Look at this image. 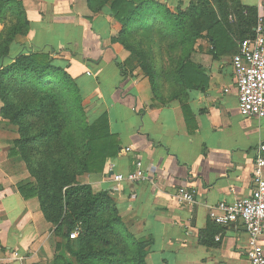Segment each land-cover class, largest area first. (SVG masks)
Instances as JSON below:
<instances>
[{
    "label": "crops",
    "instance_id": "1",
    "mask_svg": "<svg viewBox=\"0 0 264 264\" xmlns=\"http://www.w3.org/2000/svg\"><path fill=\"white\" fill-rule=\"evenodd\" d=\"M21 1L30 31L16 38L10 52L34 47L57 53L54 57L81 87L91 118L108 114L122 152L108 159L102 173L77 179L96 193L109 190L129 230L153 238L147 263L250 264L247 227L220 225L210 216L219 202L251 195L257 148L264 143V117H246L239 109L233 65L239 39L231 35L219 49L201 39L192 57L200 70L195 87L161 105L140 70L128 78L121 72L119 63L130 54L113 41L121 25L112 1L96 11L89 0ZM241 2L257 8L264 21V0ZM2 106L0 99V112ZM16 137L0 115V264H55L57 255L69 256L67 241L55 236L39 199L19 192L33 178L22 158L12 154ZM138 160L145 180L114 179L134 171ZM181 187L193 191L196 202L180 203ZM261 244L264 248V236Z\"/></svg>",
    "mask_w": 264,
    "mask_h": 264
},
{
    "label": "trees",
    "instance_id": "2",
    "mask_svg": "<svg viewBox=\"0 0 264 264\" xmlns=\"http://www.w3.org/2000/svg\"><path fill=\"white\" fill-rule=\"evenodd\" d=\"M94 1L101 6L95 8ZM109 1L121 25L113 41L130 53L119 63L123 76L141 68L161 105L182 99L195 87L200 70L192 57L201 39L214 49L226 47L231 35L243 42L254 36L259 20L258 9L241 0H89V6L100 10ZM7 19L13 20L10 26ZM0 21L5 24L0 34V115L17 133L12 154L22 158L33 178L19 192L25 199H39L55 236L67 241L69 256L57 255L55 264H148L153 238L129 230L109 190L96 193L77 179L102 173L108 159L122 152L108 114L91 118L81 87L54 57L57 53L31 47L12 55V43L30 31L21 0H0ZM143 35L151 36L150 48ZM154 46L162 54L181 50L170 75V93L161 92L158 73L168 75L163 68L157 71L160 59ZM78 228V237L71 239Z\"/></svg>",
    "mask_w": 264,
    "mask_h": 264
},
{
    "label": "built area",
    "instance_id": "3",
    "mask_svg": "<svg viewBox=\"0 0 264 264\" xmlns=\"http://www.w3.org/2000/svg\"><path fill=\"white\" fill-rule=\"evenodd\" d=\"M236 72V84L239 97V109L246 117H264V21L259 18L255 34L241 42L237 54L233 57ZM226 91H229L228 89ZM127 148V151H130ZM141 161L136 169L127 174H116L118 182H138L146 178ZM253 192L250 196L232 202L221 201L211 208V218L220 225L242 222L249 232L250 264H264V248L261 238L264 236V143L257 148V157L253 170ZM183 204L196 202L195 193L181 187L176 195ZM80 229H76L71 239H76ZM220 239L219 237L217 238Z\"/></svg>",
    "mask_w": 264,
    "mask_h": 264
},
{
    "label": "rangeland",
    "instance_id": "4",
    "mask_svg": "<svg viewBox=\"0 0 264 264\" xmlns=\"http://www.w3.org/2000/svg\"><path fill=\"white\" fill-rule=\"evenodd\" d=\"M7 20H8L7 23L10 26L11 23H13V20H11V19L10 20L7 19ZM8 25H7V27H8ZM1 26L3 28H1ZM4 29H5V24L2 21H0V34L3 32ZM143 40H144V44H145L146 48H150L152 46L151 45V36L150 35L149 36L148 35H145V36L143 35ZM154 50L157 53V58L160 59V61L158 60L159 61L158 62V69L159 70L157 69V71L160 72L162 70V68H163L164 70H162V72L165 71V73L167 72V75H168V78H167L166 75L162 76V74L158 73V75H159L158 82L161 85V92L170 93L171 87L173 88V81H172V78H171L170 75L172 74V71L176 67L179 58L181 57V50L176 49V50H173V51H167V53H165V54L161 53L159 46H154ZM136 70L137 71L140 70L142 75L149 80V78L143 73L141 68H137ZM149 83H150V88H151V94L154 97V92H153V88H152L150 80H149ZM84 105L86 106V101L85 100H84ZM86 109H87V106H86ZM87 113L90 116L92 115V113L90 111H88V110H87Z\"/></svg>",
    "mask_w": 264,
    "mask_h": 264
}]
</instances>
